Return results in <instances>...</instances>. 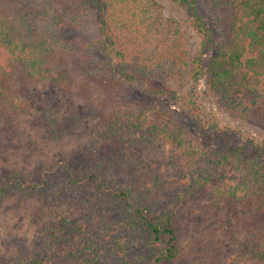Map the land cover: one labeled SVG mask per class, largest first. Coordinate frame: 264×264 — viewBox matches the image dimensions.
<instances>
[{
    "label": "trees",
    "instance_id": "1",
    "mask_svg": "<svg viewBox=\"0 0 264 264\" xmlns=\"http://www.w3.org/2000/svg\"><path fill=\"white\" fill-rule=\"evenodd\" d=\"M173 1L188 8L200 38L194 70L183 29L178 23L164 27L166 37L160 38L162 28L149 20L148 0H0V120L8 122L18 158L17 164L0 166V204L27 206L58 243L78 238L79 246L87 244L88 230L80 219L57 218L55 206L79 213L105 208L124 229L145 233L153 264H201L203 258L194 255L181 261L186 244L177 229V217L195 201L205 216L190 235L215 221L239 257L264 264V140L244 136L236 142L203 118L194 91L183 98L191 127L160 99H178L170 81L183 73L193 71L194 82L204 73L229 112L264 124V107L255 104L264 100V0H215L216 24L200 11L201 0ZM83 13L94 19L100 36L78 50L62 26H81ZM220 24L219 33L214 25ZM147 42L156 55L143 56ZM129 84L157 99L132 97ZM58 90L82 102L81 115L95 120L86 137L64 139L51 113L29 117L31 100ZM159 115L165 121H150ZM206 128L214 138L206 139ZM143 129L145 143L167 146L179 163V188L171 201H152L151 188L133 183L130 138ZM38 131L51 147L35 157L28 149ZM29 259L55 264L46 257Z\"/></svg>",
    "mask_w": 264,
    "mask_h": 264
},
{
    "label": "rangeland",
    "instance_id": "2",
    "mask_svg": "<svg viewBox=\"0 0 264 264\" xmlns=\"http://www.w3.org/2000/svg\"><path fill=\"white\" fill-rule=\"evenodd\" d=\"M38 1L33 0L34 4L39 3ZM45 1L47 2V0ZM214 3L215 0H201L198 7L206 19H210L216 24L220 22L218 20L220 15L212 7ZM147 7L150 9L151 17L149 20L151 23L162 28L160 38L166 37L167 29H171L177 23L183 29L185 36L183 47L187 51L188 63L194 70L195 63L193 60L199 57L200 38L191 27L188 8L173 0H148ZM82 16H85L86 21L81 26L67 27L63 25V29H66H61L64 36L78 50H85L87 43L100 36L98 25L94 19L85 13ZM126 20L130 22L129 18ZM164 27L168 28L164 29ZM221 27V24L219 26L214 25L219 33L222 31ZM148 43L147 48L149 50L143 49L144 57L155 54L151 48L152 45ZM209 54L205 57H208ZM192 73L193 71L189 76L183 73L180 75L181 78L170 81V87L178 95V99L160 97L167 108L176 111L177 116H180L191 127V118L183 98L194 91L201 104L203 118L214 121L220 127L225 128L235 138L236 142H239L244 136H253L264 140V124L249 117H239L229 112L224 107L219 95L209 86L204 73L199 75L196 82L192 81ZM128 89L129 94L134 98L152 101L157 99L145 94L139 84H129ZM39 98V101L35 99L29 102L28 106L32 110L29 117H41L48 113L55 115L58 118L64 139L76 135L86 137V133L92 130L95 120L85 119L81 115L83 113L80 110L83 106L82 102L73 97L64 96L60 90L54 92L52 97L41 95ZM47 98L50 99L47 100ZM255 104L264 107V100L257 99ZM85 111L89 112V108L87 107ZM24 116L23 119L29 124L28 116ZM150 121L162 123L165 118L159 115L151 118ZM7 123V121L0 120V166L3 164L13 165L18 162L14 140L9 139V125ZM202 132L206 135V139L214 138L215 134L212 129L206 128ZM41 135V131H38L37 141L32 143L28 149V153L32 156H42L51 147ZM143 139L144 129L132 133L130 138L133 161L131 168L135 178L133 183L140 182L144 188L146 186L151 188L153 191L148 198L152 201H171L177 195L179 188V163L167 146L158 142L147 144ZM195 203L197 202H190V206L180 217H177L178 237L186 244L181 261L194 255L203 258L201 264H248L238 256L236 249L231 244L224 241L215 221L209 222V227L202 230L201 233L190 235L193 228L203 223L205 216L203 208ZM54 209L57 218L80 219L85 230H88L85 233V238H83L87 244L79 246L78 238H75L74 241L70 240L73 238H69L70 241L63 240V243H58L52 234L43 231V222L32 217L27 206L16 207L13 202H4L0 204V264H31L29 258L40 257L50 258L54 260L55 264H91V262L101 264H153L150 256L152 244L145 233L141 230L124 229L122 222L117 221L114 216L111 217L105 208L79 213L72 206L58 204Z\"/></svg>",
    "mask_w": 264,
    "mask_h": 264
}]
</instances>
